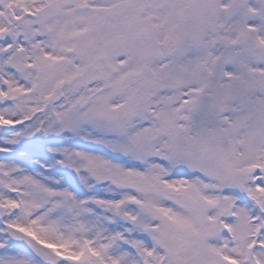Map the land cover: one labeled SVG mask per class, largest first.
<instances>
[{
  "label": "snow or ice",
  "instance_id": "1",
  "mask_svg": "<svg viewBox=\"0 0 264 264\" xmlns=\"http://www.w3.org/2000/svg\"><path fill=\"white\" fill-rule=\"evenodd\" d=\"M0 264H264V0H0Z\"/></svg>",
  "mask_w": 264,
  "mask_h": 264
}]
</instances>
